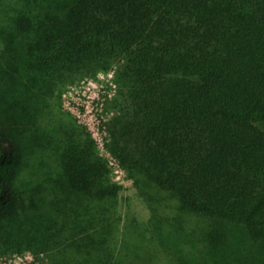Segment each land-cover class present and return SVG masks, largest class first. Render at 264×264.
<instances>
[{"label": "trees", "instance_id": "16d2710c", "mask_svg": "<svg viewBox=\"0 0 264 264\" xmlns=\"http://www.w3.org/2000/svg\"><path fill=\"white\" fill-rule=\"evenodd\" d=\"M115 67L105 148L62 90ZM264 264V0H0V256ZM229 257H231L229 259Z\"/></svg>", "mask_w": 264, "mask_h": 264}, {"label": "rangeland", "instance_id": "374dc122", "mask_svg": "<svg viewBox=\"0 0 264 264\" xmlns=\"http://www.w3.org/2000/svg\"><path fill=\"white\" fill-rule=\"evenodd\" d=\"M115 67L109 71H99L96 75H85L62 90L63 109L73 114L86 125L97 139L102 152L110 161L112 176L123 186L120 192L121 209L124 216L136 217L139 221H149L151 209L141 195L134 180L123 171L104 147L109 131L103 121H108L115 109L106 114V107L120 92ZM231 257H229L230 259ZM230 264V260H228ZM0 264H50L42 255L36 256L31 251H21L0 256ZM157 264H167L162 256ZM225 264V263H224Z\"/></svg>", "mask_w": 264, "mask_h": 264}, {"label": "built area", "instance_id": "2783aa9c", "mask_svg": "<svg viewBox=\"0 0 264 264\" xmlns=\"http://www.w3.org/2000/svg\"><path fill=\"white\" fill-rule=\"evenodd\" d=\"M95 137V136H94ZM97 140V139H96ZM98 142V141H97ZM100 146V145H99ZM104 147H105V144H104ZM106 149V148H105ZM100 150H101V147H100ZM108 152V151H107ZM101 153L104 155V153L102 152V150H101ZM108 154L112 157V155L108 152ZM105 156V155H104ZM106 157V156H105ZM107 158V157H106ZM113 158V157H112ZM108 159V158H107ZM115 161H116V159L115 158H113ZM108 161H109V159H108ZM117 162V161H116ZM109 164H110V161H109ZM118 166L120 167V165H119V163H118ZM121 168V167H120ZM122 169V168H121ZM123 170V169H122ZM124 171V170H123Z\"/></svg>", "mask_w": 264, "mask_h": 264}]
</instances>
